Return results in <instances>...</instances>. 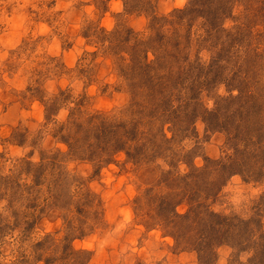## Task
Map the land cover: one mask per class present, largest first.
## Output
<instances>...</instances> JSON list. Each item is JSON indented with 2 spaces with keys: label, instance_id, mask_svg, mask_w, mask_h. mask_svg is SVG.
Wrapping results in <instances>:
<instances>
[{
  "label": "rangeland",
  "instance_id": "obj_1",
  "mask_svg": "<svg viewBox=\"0 0 264 264\" xmlns=\"http://www.w3.org/2000/svg\"><path fill=\"white\" fill-rule=\"evenodd\" d=\"M0 264H264V0H0Z\"/></svg>",
  "mask_w": 264,
  "mask_h": 264
}]
</instances>
